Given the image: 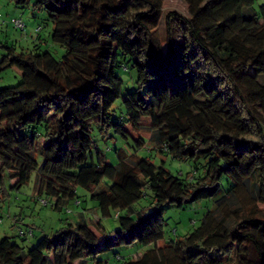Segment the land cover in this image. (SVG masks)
Instances as JSON below:
<instances>
[{
	"label": "trees",
	"instance_id": "16d2710c",
	"mask_svg": "<svg viewBox=\"0 0 264 264\" xmlns=\"http://www.w3.org/2000/svg\"><path fill=\"white\" fill-rule=\"evenodd\" d=\"M10 1L43 10L64 53L56 59L38 35L26 51L0 40V73L21 71L18 84L0 88V189L33 179L41 203L60 211L80 205V187L96 203L101 236L81 209L29 248L16 240L24 231L0 237V264H106L99 254L132 244L148 248L137 260L115 254L120 264H264V4L183 0L181 13L164 12L161 0ZM127 69L135 85L126 118H116ZM127 126L149 134L132 138L134 151L201 161L181 177L122 149L114 165L93 154V128L127 138ZM147 191L144 212L136 204ZM208 198L196 228L164 238L167 205ZM103 218L118 222L110 235Z\"/></svg>",
	"mask_w": 264,
	"mask_h": 264
},
{
	"label": "rangeland",
	"instance_id": "374dc122",
	"mask_svg": "<svg viewBox=\"0 0 264 264\" xmlns=\"http://www.w3.org/2000/svg\"><path fill=\"white\" fill-rule=\"evenodd\" d=\"M164 12L176 10L181 13H186V4L183 0H161ZM264 4V0H254V7L259 8V5ZM12 19H20L24 23V28L15 27ZM52 25L47 20L43 10L34 7L33 2H28L25 6H16L13 1L0 0V40H7L16 44L17 51H26L33 47L37 42L35 39L40 37V44L43 50H49L56 59H59L64 53V49L58 45L52 44L50 40V32ZM160 34L164 33L161 26ZM2 49H0V54ZM119 75L124 80L121 97L115 101L112 107L113 114L116 118H126L123 107V99L129 90L134 88L136 79L135 71L127 69L121 70ZM21 79V71L16 67L7 68L0 73V88L5 86H14ZM142 125L147 126L149 120L143 118ZM131 137L123 138L112 131H108L105 136L93 128L91 136L93 139V154L101 152L106 162L116 164L117 157L116 149H122L128 154H135L139 157H147L156 165L163 164L165 168L173 174L184 177L187 173H191L194 166L198 165L201 160L181 161L172 159L166 153H158L156 150L148 151L146 148L133 150V140L139 136L148 137V132L140 131L139 134L132 133L131 127H126ZM33 179L15 190L9 187L7 179L4 181V190L0 189V237L16 236L18 231L26 232V239L21 242L19 237L16 240L23 244L25 248H29L36 244L43 234H52L59 227L63 226L64 221H75L77 219V211L81 209H89L87 216L93 221L90 229L98 236H101V231L94 224L100 217L96 209V203L90 200L88 193L78 187L77 195L80 205L77 202L70 200L64 207L58 211L53 209L49 204H42L36 191L33 190ZM223 189L227 188L226 180L222 181ZM2 192V193H1ZM218 197V196H217ZM215 197V199L217 198ZM214 198L198 200L188 204L183 208H178L174 205H167L164 213V238L166 240H174L182 238L184 235L196 228L201 221L203 215L212 207ZM138 209L144 212L151 210L152 198L151 192L147 191V196H144L137 204ZM92 209V210H91ZM95 212L93 213V211ZM101 223L106 234H112L113 230L118 228V222L114 218H103ZM146 246L137 244L117 246L108 252L99 254L98 259L104 260L106 264H120L115 254L121 257H129L132 260L137 258L147 249Z\"/></svg>",
	"mask_w": 264,
	"mask_h": 264
},
{
	"label": "built area",
	"instance_id": "2783aa9c",
	"mask_svg": "<svg viewBox=\"0 0 264 264\" xmlns=\"http://www.w3.org/2000/svg\"><path fill=\"white\" fill-rule=\"evenodd\" d=\"M11 21L15 27H22V22L20 19H12Z\"/></svg>",
	"mask_w": 264,
	"mask_h": 264
}]
</instances>
